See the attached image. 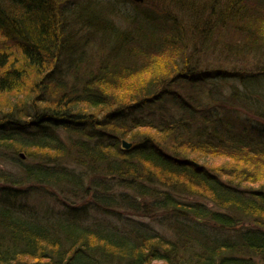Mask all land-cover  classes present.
Listing matches in <instances>:
<instances>
[{"label":"trees","instance_id":"16d2710c","mask_svg":"<svg viewBox=\"0 0 264 264\" xmlns=\"http://www.w3.org/2000/svg\"><path fill=\"white\" fill-rule=\"evenodd\" d=\"M240 1L0 0V264H264V0ZM248 51L254 75L208 61Z\"/></svg>","mask_w":264,"mask_h":264},{"label":"rangeland","instance_id":"374dc122","mask_svg":"<svg viewBox=\"0 0 264 264\" xmlns=\"http://www.w3.org/2000/svg\"><path fill=\"white\" fill-rule=\"evenodd\" d=\"M121 1L122 0H109L110 4L111 3H113V4L114 3H122ZM148 2H150V0H148ZM206 5H209V0H208V3ZM242 5L251 6V4L249 2H246L245 0L240 1V7H242ZM114 18L118 19L117 17H114ZM229 27L231 28L230 23H228V27H226V30H224V33H226L225 36L228 40H232V45L234 46L235 44H238V42H236V41H238L237 40L238 37L240 38V37H245V36L241 32H238V34L236 32L232 33V30L229 29ZM251 37L253 38L256 36L251 35ZM256 53H257L256 51H253V52L248 51V52H244V53L232 52L231 54H228V53L222 54L221 53V54L217 55L216 57H214V55L209 57L208 61L210 64L225 68L224 74L231 73L230 70H234V69H240V70L246 71L248 73L254 72V74H255L256 70L260 71V72H261V70H263V69H260V67L263 66V65H261L262 62L257 63L256 66L253 63V61H255V60L257 61V59H258V55ZM261 53H262L261 58L263 59L264 54H263V52H261ZM249 74L254 75L252 73H249ZM260 81L262 82V80H260ZM242 91L244 92V90H242ZM258 123H259V125L264 126V120L258 121ZM125 140L129 141L128 139H125ZM248 159L251 160L250 162L248 161L249 162L248 165L251 168H254L256 166V164H260V166L264 164V156L263 157H260L259 155H257L256 157L250 156ZM225 160H226V158H223L220 155H213V157L211 158L212 164L214 166H217V167L223 165V162H225ZM263 182H264V180H263ZM249 184H251V183H249ZM259 184L260 183L256 182V183H252L251 185L255 187V186H258ZM49 198L50 199L46 198L48 203L51 206H56V201L51 197H49ZM33 203H34L33 209L39 210L41 208L38 204L39 201L37 199L33 200ZM134 217H140V218L143 217V219L149 218V216H137V215H135ZM114 222L117 225H121L120 223H124L126 221H125V218L124 219L118 218V219H115Z\"/></svg>","mask_w":264,"mask_h":264},{"label":"water","instance_id":"95a60500","mask_svg":"<svg viewBox=\"0 0 264 264\" xmlns=\"http://www.w3.org/2000/svg\"><path fill=\"white\" fill-rule=\"evenodd\" d=\"M135 1H142V0H135ZM121 146L123 148H129L131 146V142L130 141H127L125 139H122Z\"/></svg>","mask_w":264,"mask_h":264}]
</instances>
